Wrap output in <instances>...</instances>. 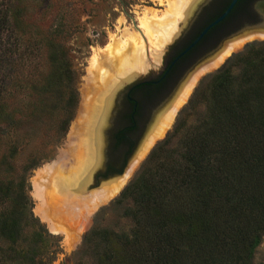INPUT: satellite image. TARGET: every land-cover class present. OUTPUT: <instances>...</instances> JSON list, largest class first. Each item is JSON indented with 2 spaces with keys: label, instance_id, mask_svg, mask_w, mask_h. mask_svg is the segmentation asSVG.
I'll return each instance as SVG.
<instances>
[{
  "label": "trees",
  "instance_id": "1",
  "mask_svg": "<svg viewBox=\"0 0 264 264\" xmlns=\"http://www.w3.org/2000/svg\"><path fill=\"white\" fill-rule=\"evenodd\" d=\"M13 23L7 16L0 44L9 63L24 70L33 52L23 34L13 38ZM59 66L66 130L78 101L76 71L67 60ZM207 90L203 113L183 120L173 146H156L153 166L117 200L131 201L128 222L85 235L94 264H253L264 238V42L230 57ZM37 165H11L8 177L0 175V264H53L59 251V238L34 214L28 193L25 171Z\"/></svg>",
  "mask_w": 264,
  "mask_h": 264
},
{
  "label": "rangeland",
  "instance_id": "2",
  "mask_svg": "<svg viewBox=\"0 0 264 264\" xmlns=\"http://www.w3.org/2000/svg\"><path fill=\"white\" fill-rule=\"evenodd\" d=\"M209 1L211 0H198L193 9L178 21L173 36L168 38V42L164 41L166 43L159 48L153 45L154 38L147 43L143 37L141 20L147 8L157 10L159 16L172 10L169 0H0V43L5 42L7 36L9 27L5 25V19L8 16L14 20L13 26L16 27V36L13 38L16 40L23 34L26 45L33 52L31 59L26 61L27 67L22 70L18 65L12 66L9 63L0 44V84L2 85L5 80L2 86L4 89L5 83L7 88L3 91L6 105L0 108L2 111L0 113V175L8 177L12 172L11 165L20 168L35 162L38 164L29 171H25L29 184L28 193L33 200L34 214L46 225L50 233L59 238V251L51 255L54 256L53 264H94L93 250L91 247H84L83 244L85 235L94 228L118 229L128 222L125 211L131 201L125 200L118 204L117 200L142 171L153 166L152 154L156 146L165 140L170 143V146L177 143L181 136L177 129L183 124V120L193 121L198 114L203 113L205 107L203 101L212 74L217 72L234 54L244 52L248 44L264 42V39L255 38L246 41L218 68L205 73L200 78L191 96L178 112L172 127L147 154L120 192L111 200L101 204L92 214L88 215L83 210L79 218H70L67 226L72 236L76 238L72 245L63 232L52 231L50 221H46L41 214L42 203L35 194V185L41 169L56 161L62 152L70 148L73 140L72 127L82 117L85 99L88 91L91 90L90 69L94 57L103 56L104 49L109 44L118 45L129 33H134L138 40L143 42L147 63L145 70L142 69L141 72L139 70V73L121 83L115 93L114 104L112 101L113 107L111 104L112 108L108 110V119L111 120L106 133L108 140L105 162L107 164L114 150L113 142L110 141L113 131L118 129L117 122L122 121L120 114L123 113L127 89L138 80L158 71L157 64L166 52L167 44L172 42L174 36H180L189 28L191 22L196 19V12L202 10ZM254 10L253 18L256 20L259 12L264 11V5L257 4ZM64 60L71 62L76 71L74 88L78 99L66 130L62 126L63 120L67 117V112L65 113L63 109L64 86L55 76L60 70V63ZM184 80L185 78L176 88L174 95L183 87L181 85ZM144 139L142 135V140ZM92 151L96 155L93 158V167L102 154L100 155L95 147ZM135 152L132 151L128 159H131ZM128 159L125 163L129 161ZM107 168L106 165L105 172H108ZM104 180L97 181L95 184L94 181H89V188L87 185L83 194L86 193L85 191L88 194L103 187ZM81 226L83 230H80ZM253 264H264V238L256 249Z\"/></svg>",
  "mask_w": 264,
  "mask_h": 264
},
{
  "label": "bare ground",
  "instance_id": "3",
  "mask_svg": "<svg viewBox=\"0 0 264 264\" xmlns=\"http://www.w3.org/2000/svg\"><path fill=\"white\" fill-rule=\"evenodd\" d=\"M169 1L172 10L159 16L157 10L147 8L141 20L143 37L147 43L148 40L152 41L154 38L153 45L159 48L166 43L164 41L173 36L178 21L193 8L198 0ZM125 37V40L119 42L118 45L109 44L104 49L103 56L96 55L94 57L90 69L91 90L86 96L82 117L72 127L73 140L70 148L68 147V150L62 152L56 161L44 166L36 180L35 194L42 203L41 214L46 221H50L49 225L52 231L63 232L72 245L76 238L72 236L67 226L70 218H79L82 216L83 210L90 215L101 204L115 197L131 179L151 149L150 147L144 154L141 150L140 161L131 170H127L121 178L106 183L93 192L86 194L87 191H85L86 193L83 194L87 185L89 188V181L93 182V173L102 162L101 154L104 146L102 126L108 121V110L114 95L123 81L139 73V70L140 72L142 69L145 70L147 66L143 42H140L134 33H129ZM255 38H264V35L254 34L233 40L215 60L204 64L194 72L180 88L179 97L173 100L171 106L165 108L158 116L152 131L149 132L147 142L144 141V143H148L152 139V145H154L163 138L174 124L178 112L191 96L200 78L205 73L218 68L232 52L241 48L246 41ZM155 134L158 136L154 139ZM93 146L101 156L100 160L95 163L96 165L92 167L95 155L92 151ZM80 230H83V226L80 227Z\"/></svg>",
  "mask_w": 264,
  "mask_h": 264
},
{
  "label": "flooded vegetation",
  "instance_id": "4",
  "mask_svg": "<svg viewBox=\"0 0 264 264\" xmlns=\"http://www.w3.org/2000/svg\"><path fill=\"white\" fill-rule=\"evenodd\" d=\"M232 2L233 0H211L204 5L202 10L196 12V19L191 22L189 28L180 36H174L172 42L167 44L166 52L157 64L158 71L138 80L127 89L123 113L120 114L122 121L117 122L118 129L113 131L110 140L114 145L112 155L107 161L110 170L107 168L108 172L105 174L98 172L94 184L101 176L117 173L123 168L135 145L140 141L152 114L174 95L176 88L192 67L230 37L239 34L246 27L247 21L255 20V6L264 5V0H238L230 12L221 18ZM110 120L108 119V125ZM107 140L105 134L106 146Z\"/></svg>",
  "mask_w": 264,
  "mask_h": 264
},
{
  "label": "water",
  "instance_id": "5",
  "mask_svg": "<svg viewBox=\"0 0 264 264\" xmlns=\"http://www.w3.org/2000/svg\"><path fill=\"white\" fill-rule=\"evenodd\" d=\"M237 1L238 0H233L231 6L227 10V12L225 14H223V16L221 18H223L225 15H227L230 12V10L232 9V7L235 5V3ZM254 34L264 35V11L259 12L258 17H257L256 20L248 21L246 23V28H244L239 34L230 37L223 45H221L219 48H217V49L213 50L212 52H210L209 55L206 58H204L203 60L199 61L195 66H193L192 69L189 71V73L185 76V80L183 81V84H185L188 81V79L190 78V76L192 74H194V72H196L201 66H203L204 64H208V63L212 62L219 55H221V53L226 49V47L233 40H236L237 38H240V37H247V36L254 35ZM237 36H239V37H237ZM234 37H237V38H234ZM183 84L181 85V87L183 86ZM178 92L179 91H177V93H175V95L173 96V98H171V99L169 98L167 100V102H166V103H168L167 106H166V103H165V105H163L162 107H160L157 111H155L152 114V116L150 118V121L148 122V124H147V126H146V128L144 130V133H143V136L145 137V139L142 140V137H141L140 141L135 145V147L133 149V152L136 151L135 154H134V156H132L131 159H128L129 161L124 164L123 168L119 172H117L118 174H111V175H108V176H101L100 179H99V182L101 180H104L106 178L104 180V182L106 184V183H109V182H112L114 180H117V179L121 178L122 176H124V174L127 172V170H131L140 161V159L142 158L141 150H143V154H144V152H146L150 147H151V149H150V151H151L157 145V143L159 142L160 139L154 145H152V139L149 140L148 143H146L147 142L148 135H149V132L152 131L153 126H154V124H155L158 116L162 113V111L165 108L170 107L171 106L170 104H172L174 102L173 100H176L179 97ZM164 106H166V107L164 108ZM108 123L109 122L107 121L106 124H104V126H102L103 127L102 128V131H103L102 132V135H103V139L104 140H105L106 128L108 126ZM157 136L155 134L154 139ZM144 141H146V142L144 143ZM140 142H141V144L139 145ZM138 145H139V147L137 149V146ZM106 147L107 146H106V143H105L104 146H103V148H102L103 160H102L101 164L97 167V169L93 173V181H94L95 176H96V174L98 172H102V173L105 174V171L104 170H105V167L107 165L106 162H105Z\"/></svg>",
  "mask_w": 264,
  "mask_h": 264
}]
</instances>
